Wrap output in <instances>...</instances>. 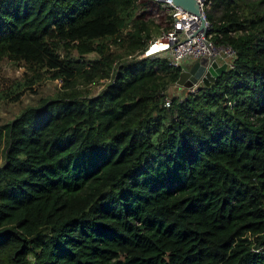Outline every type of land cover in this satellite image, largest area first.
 I'll list each match as a JSON object with an SVG mask.
<instances>
[{"label": "trees", "instance_id": "trees-1", "mask_svg": "<svg viewBox=\"0 0 264 264\" xmlns=\"http://www.w3.org/2000/svg\"><path fill=\"white\" fill-rule=\"evenodd\" d=\"M207 1L235 55L168 108L156 0H0V100L62 86L0 132V264H264V0Z\"/></svg>", "mask_w": 264, "mask_h": 264}, {"label": "built area", "instance_id": "built-area-1", "mask_svg": "<svg viewBox=\"0 0 264 264\" xmlns=\"http://www.w3.org/2000/svg\"><path fill=\"white\" fill-rule=\"evenodd\" d=\"M161 8L171 17L170 28L163 30L158 36L149 40L146 50L140 57L161 58L168 61L173 68L185 69L192 62L209 57L212 60L226 61L228 66L231 64V58L234 57V51L224 47L226 55L217 52V47L211 38V22L207 17V0H196L200 13L196 14L181 5L174 3V0H156ZM230 60V61H229ZM221 64V63H220ZM188 89L195 92L196 86L186 88L178 83H174L168 89L162 92L164 97V106L170 107L173 95H180L182 90ZM234 105L235 103L230 102Z\"/></svg>", "mask_w": 264, "mask_h": 264}, {"label": "rangeland", "instance_id": "rangeland-1", "mask_svg": "<svg viewBox=\"0 0 264 264\" xmlns=\"http://www.w3.org/2000/svg\"><path fill=\"white\" fill-rule=\"evenodd\" d=\"M217 52L221 49V54L226 55L224 50L227 49L223 46H216ZM116 49L117 46H113ZM96 54L91 53L87 58H95ZM225 62V61H223ZM221 61V63H223ZM32 72L27 66L19 65L17 63H12L7 60H3L0 63V90L5 91L12 87L17 80H23L29 77ZM28 75V76H27ZM108 82L102 81L100 84L91 86V93L93 95L97 94L103 85ZM32 88H28L22 97L18 101H11L9 99L0 100V132H2L3 137H5L4 124L12 121L17 116H19L28 106H36L40 103L42 98L51 97L58 93L62 88L61 83L49 78H44L39 82L32 85ZM2 158L0 157V163Z\"/></svg>", "mask_w": 264, "mask_h": 264}, {"label": "water", "instance_id": "water-1", "mask_svg": "<svg viewBox=\"0 0 264 264\" xmlns=\"http://www.w3.org/2000/svg\"><path fill=\"white\" fill-rule=\"evenodd\" d=\"M174 3L181 5L188 10L199 14L200 9L196 0H174ZM228 63L220 64L217 60H212L205 56L192 62L180 73L178 83L186 88L196 86L197 88L210 85L227 71Z\"/></svg>", "mask_w": 264, "mask_h": 264}, {"label": "crops", "instance_id": "crops-1", "mask_svg": "<svg viewBox=\"0 0 264 264\" xmlns=\"http://www.w3.org/2000/svg\"><path fill=\"white\" fill-rule=\"evenodd\" d=\"M223 62V61H222ZM226 62V61H225ZM221 63V62H220ZM224 63V62H223ZM222 64V63H221ZM187 67V66H186Z\"/></svg>", "mask_w": 264, "mask_h": 264}]
</instances>
